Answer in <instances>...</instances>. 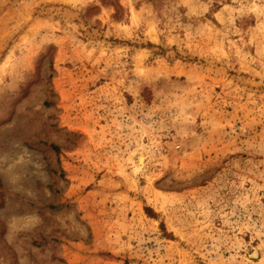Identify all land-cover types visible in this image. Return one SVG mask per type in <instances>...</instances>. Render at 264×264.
Returning <instances> with one entry per match:
<instances>
[{
	"label": "rangeland",
	"instance_id": "rangeland-1",
	"mask_svg": "<svg viewBox=\"0 0 264 264\" xmlns=\"http://www.w3.org/2000/svg\"><path fill=\"white\" fill-rule=\"evenodd\" d=\"M0 264H264V0H0Z\"/></svg>",
	"mask_w": 264,
	"mask_h": 264
},
{
	"label": "bare ground",
	"instance_id": "bare-ground-1",
	"mask_svg": "<svg viewBox=\"0 0 264 264\" xmlns=\"http://www.w3.org/2000/svg\"><path fill=\"white\" fill-rule=\"evenodd\" d=\"M144 162V157H141V163H143Z\"/></svg>",
	"mask_w": 264,
	"mask_h": 264
}]
</instances>
